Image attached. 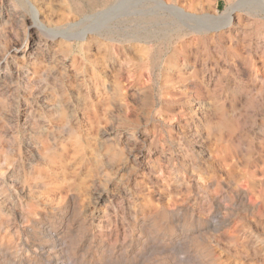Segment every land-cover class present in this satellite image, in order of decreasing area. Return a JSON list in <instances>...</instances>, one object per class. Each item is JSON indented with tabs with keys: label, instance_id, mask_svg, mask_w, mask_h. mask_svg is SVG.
<instances>
[{
	"label": "rangeland",
	"instance_id": "obj_1",
	"mask_svg": "<svg viewBox=\"0 0 264 264\" xmlns=\"http://www.w3.org/2000/svg\"><path fill=\"white\" fill-rule=\"evenodd\" d=\"M0 264H264V0H0Z\"/></svg>",
	"mask_w": 264,
	"mask_h": 264
},
{
	"label": "bare ground",
	"instance_id": "obj_2",
	"mask_svg": "<svg viewBox=\"0 0 264 264\" xmlns=\"http://www.w3.org/2000/svg\"><path fill=\"white\" fill-rule=\"evenodd\" d=\"M186 14V13H185ZM228 20L230 21L231 20V12H229L228 14ZM225 22V21H224ZM194 24V23H193ZM195 25V24H194ZM217 28V27H216Z\"/></svg>",
	"mask_w": 264,
	"mask_h": 264
}]
</instances>
